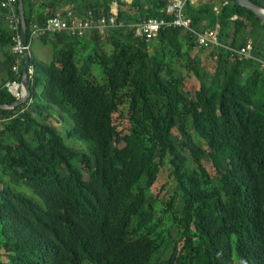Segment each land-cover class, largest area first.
Instances as JSON below:
<instances>
[{"label":"trees","instance_id":"16d2710c","mask_svg":"<svg viewBox=\"0 0 264 264\" xmlns=\"http://www.w3.org/2000/svg\"><path fill=\"white\" fill-rule=\"evenodd\" d=\"M24 1L29 35L113 5L117 28L44 36L53 61L32 58L21 106L0 34V106H14L0 109V264H264V23L235 0H182L221 46L200 48L177 27L135 38L176 0ZM249 41L251 58L230 52Z\"/></svg>","mask_w":264,"mask_h":264},{"label":"built area","instance_id":"2783aa9c","mask_svg":"<svg viewBox=\"0 0 264 264\" xmlns=\"http://www.w3.org/2000/svg\"><path fill=\"white\" fill-rule=\"evenodd\" d=\"M0 9L14 40L13 52L16 56V64L13 68L14 79L8 83L7 88L17 101L23 100L27 94V89L23 82L24 73L22 70L26 66V58L31 54L35 42L46 35H56L60 33H67L74 38H83L93 31H98L100 34L105 35L108 30L117 26L116 14L110 17L101 16L96 18L93 12H89L85 18L80 19L72 12H69L66 17L49 18L43 26L35 23L32 27L31 34L28 36V42H25L23 35V19L18 0H0ZM166 13L172 16V19H149L148 21L131 26L134 30L135 38L150 41L159 34L161 29L177 27L190 31L195 38L194 40L197 46L200 48H208L211 46L221 47L217 40L215 30L206 29L202 32H196L191 28V22L184 14V3L182 0L173 2L168 7ZM229 50L233 55H237L239 59L244 57L251 58L252 43L249 41L247 45L240 50ZM260 63L264 69V62L260 61ZM35 74L36 68L30 63L28 78L31 86L34 82ZM13 107L14 106L7 108L13 109Z\"/></svg>","mask_w":264,"mask_h":264},{"label":"water","instance_id":"95a60500","mask_svg":"<svg viewBox=\"0 0 264 264\" xmlns=\"http://www.w3.org/2000/svg\"><path fill=\"white\" fill-rule=\"evenodd\" d=\"M260 4H255L251 2L250 0H235V2L241 6L246 8L247 10L252 11L257 18H259L264 23V0H258ZM20 12L23 19V26H24V40L25 42H28V36H29V26L27 23V16H26V9H25V1L20 0ZM32 62V56L29 54L26 58V66L24 69V79L23 82L27 89L26 97L18 101L14 106H21L27 102L28 99L32 97V86L30 84L29 78H28V68L30 63ZM8 106H0V109L7 108Z\"/></svg>","mask_w":264,"mask_h":264},{"label":"crops","instance_id":"0c3cea01","mask_svg":"<svg viewBox=\"0 0 264 264\" xmlns=\"http://www.w3.org/2000/svg\"><path fill=\"white\" fill-rule=\"evenodd\" d=\"M222 0H192V3L196 6H200L202 4H214V5H219V3L221 2ZM116 11H117V8L115 5H113L112 7V12L114 14H116ZM0 19H2V14H1V11H0ZM3 30H9V27H8V24L5 22L4 19H2V21L0 22V34L3 32ZM38 42V47L42 50V54L44 51L46 50H49V51H53V50H50L48 47L50 45H47L45 42H43V39L41 38L40 40L37 41ZM33 48V47H32ZM52 48V47H51ZM5 53H6V50L3 49L1 46H0V61H4L5 59ZM41 54V55H42ZM52 54V53H51ZM31 56L33 58L34 54H33V51H31ZM35 57V56H34ZM41 57L42 56H39L37 60L39 61H42L41 60ZM42 62H45V61H42Z\"/></svg>","mask_w":264,"mask_h":264},{"label":"rangeland","instance_id":"374dc122","mask_svg":"<svg viewBox=\"0 0 264 264\" xmlns=\"http://www.w3.org/2000/svg\"><path fill=\"white\" fill-rule=\"evenodd\" d=\"M104 36V35H103ZM50 50H53L51 48V46L48 47ZM32 51H33V54L34 56L38 59L39 56H42L41 57V60L42 61H45L46 63H51L53 61V57H54V53L53 51H49V50H46L43 52L42 54V50L38 47V42H35L34 45H33V48H32ZM83 52H86V51H83ZM52 53V54H51ZM42 54V55H41ZM33 56V58H35ZM35 58V59H36ZM36 59V60H37ZM39 61V60H38ZM70 125V123L68 124V126ZM73 144V143H72ZM76 148L80 149V145L77 143H74L73 144ZM84 149V148H83ZM27 194L31 195L32 196V193L27 190ZM177 208L179 209V206L177 205ZM174 237L177 238V232H174Z\"/></svg>","mask_w":264,"mask_h":264},{"label":"bare ground","instance_id":"6f19581e","mask_svg":"<svg viewBox=\"0 0 264 264\" xmlns=\"http://www.w3.org/2000/svg\"><path fill=\"white\" fill-rule=\"evenodd\" d=\"M115 28H117V27H115ZM14 108V107H13Z\"/></svg>","mask_w":264,"mask_h":264}]
</instances>
